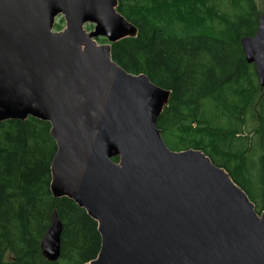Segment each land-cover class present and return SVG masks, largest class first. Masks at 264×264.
<instances>
[{"label": "water", "instance_id": "water-1", "mask_svg": "<svg viewBox=\"0 0 264 264\" xmlns=\"http://www.w3.org/2000/svg\"><path fill=\"white\" fill-rule=\"evenodd\" d=\"M116 8L0 0V122H49L50 192L84 209L101 238L85 264H264V206L203 151L171 150L156 127L170 90L112 60L111 44L137 34ZM240 44L264 87V14ZM61 232L54 210L40 241L49 262Z\"/></svg>", "mask_w": 264, "mask_h": 264}, {"label": "trees", "instance_id": "trees-1", "mask_svg": "<svg viewBox=\"0 0 264 264\" xmlns=\"http://www.w3.org/2000/svg\"><path fill=\"white\" fill-rule=\"evenodd\" d=\"M116 9L137 34L111 44L112 60L171 92L156 123L166 145L203 151L261 212L264 87L240 44L256 31V0H117ZM55 151L49 122H0V264H85L99 252L97 223L50 192ZM54 210L60 256L49 262L40 241Z\"/></svg>", "mask_w": 264, "mask_h": 264}, {"label": "rangeland", "instance_id": "rangeland-1", "mask_svg": "<svg viewBox=\"0 0 264 264\" xmlns=\"http://www.w3.org/2000/svg\"><path fill=\"white\" fill-rule=\"evenodd\" d=\"M256 5H257L258 11H260L261 13H263V11H264V0H256ZM55 24L57 26H54L53 27V30L62 29L65 26V21H64L63 17L62 16H58L56 18ZM84 28H85V30L89 31V30H92L93 29V25L92 24H89V23H86L84 25ZM99 39H103V38H97L96 39L97 40V43H104V42H101ZM256 80H257V78H256ZM243 134L247 135L248 134V130H244V133Z\"/></svg>", "mask_w": 264, "mask_h": 264}]
</instances>
